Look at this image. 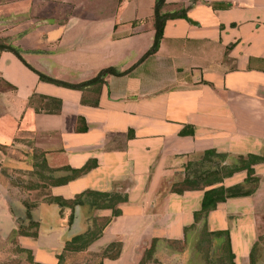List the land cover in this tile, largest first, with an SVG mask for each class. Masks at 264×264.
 I'll list each match as a JSON object with an SVG mask.
<instances>
[{
	"label": "crops",
	"instance_id": "0c3cea01",
	"mask_svg": "<svg viewBox=\"0 0 264 264\" xmlns=\"http://www.w3.org/2000/svg\"><path fill=\"white\" fill-rule=\"evenodd\" d=\"M154 1L0 0V39L39 72L80 82L106 66L125 70L68 87L0 49V145L34 147L52 177H65L22 189L0 174V259L11 233L32 264H139L147 249L143 264H201L204 223L222 232L212 243L226 234L233 264H264V161L251 164L250 193L225 197L203 219L193 211L207 186L175 190L186 171L205 166V150L220 164L264 158V0H164L160 12L184 7V15L165 18L156 49L142 56ZM23 157L14 167L32 165ZM86 190L122 198L53 200ZM84 232L93 236L83 247L64 248Z\"/></svg>",
	"mask_w": 264,
	"mask_h": 264
},
{
	"label": "trees",
	"instance_id": "16d2710c",
	"mask_svg": "<svg viewBox=\"0 0 264 264\" xmlns=\"http://www.w3.org/2000/svg\"><path fill=\"white\" fill-rule=\"evenodd\" d=\"M164 3V0H155L154 6H153V24H154V34H153V40L150 45V47L142 54V56L147 55L151 52H153L158 44L159 38L161 36V29L163 25V21L167 17H174V16H183L184 15V7H180L178 9H174L172 11H165L160 12L159 8ZM0 49H7L12 51L19 59H21L25 65H27L29 68L34 70L38 77L42 80L51 81L57 84L65 85L68 87H76L81 88L84 84L89 82H99L102 80L103 76L107 73H122L123 71H118L114 67L106 66L101 69H99L94 76H92L89 79L80 81V82H66L63 80L52 78L42 72H39L38 70L34 69L32 66L27 64L23 58L20 55L19 49L9 42L3 41L0 39ZM220 154L214 152L212 149L205 150L201 156L200 163L205 164L204 167H198V168H190L191 175H189V171H186L183 178L179 182V184H188V186L184 187H177L175 186V190H182L185 188H194V187H203L207 186L202 191V196L200 200V205L197 210L193 211V217L195 220H198L200 218H204L205 214L209 209H212L216 202L223 200L225 197L228 196H234V195H242V194H248L250 193L257 182L256 176L252 175L253 169L251 167V164L257 162V161H264V158L260 155H256L253 153H247L245 155H238L235 160L230 164H220L219 160H215L214 158L211 159L210 156H219ZM204 159L211 160L210 163H205ZM199 163V164H200ZM41 164L47 168V165L42 158ZM88 164H84L83 166L79 168L71 169L72 174H77L87 168ZM238 169H245L246 175L244 177V180L242 183H234L231 185L224 186L222 184H215L216 182L220 181L223 176L229 175L235 170ZM50 170V168L48 169ZM52 177V176H51ZM65 180V177H52L51 183H59ZM248 182H253L252 186H247L246 184ZM178 184V185H179ZM201 184V185H198ZM81 195L85 196V199L88 200L90 204H95L99 206L103 205H109L112 201H115L116 199L122 198L118 196L117 194H108L104 191H95V190H86L79 194H76L71 199H63L60 197L55 196L53 200L57 202L58 204H67V205H73L74 203H80ZM28 223H31V221H28ZM22 227H18L17 230ZM20 233H25L27 231L21 230L18 231ZM201 237L199 238V244L198 249H200V255L202 259L204 260V263H208L209 256L206 255V248H201V243L203 242L202 235L203 234H218L222 233L219 231H207L204 223L201 226ZM92 233L90 232H84L79 233L76 235L71 236L69 239L65 240L64 242V248L66 249H78L83 247L92 237ZM224 240V246L227 250V257H228V264H233L231 261L232 254L229 251L227 245L228 240L227 236H223ZM220 243V242H219ZM217 243V244H219ZM148 253V249L145 252V255H143V258L139 262V264H143L144 260L147 258L146 254ZM207 262V263H206ZM36 264V263H35Z\"/></svg>",
	"mask_w": 264,
	"mask_h": 264
},
{
	"label": "rangeland",
	"instance_id": "374dc122",
	"mask_svg": "<svg viewBox=\"0 0 264 264\" xmlns=\"http://www.w3.org/2000/svg\"><path fill=\"white\" fill-rule=\"evenodd\" d=\"M16 147V148H14ZM29 154L31 155L32 165L23 164L19 165L17 163L16 167L14 165L16 163L15 160L19 158L28 159ZM43 158L42 152L38 149L32 147L26 148L23 145H0V174L5 179V182L9 186H17L25 189L26 186H46L51 183V175L49 172V167L45 168L41 164V160ZM215 160H217L215 158ZM253 182H248L247 186H252ZM201 185V184H198ZM188 186V184H179L177 187ZM263 218H264V210H263ZM25 230V227L19 228L16 231ZM30 229H28L29 231ZM201 227L199 229V238L201 237ZM11 233L5 238V253L0 259V264H32L28 259L26 254H23L21 250L14 245L13 238L11 237ZM217 234H203L202 235V243L201 248H206V255L209 256L207 264H228L227 250L224 246L223 237L220 239V243L216 244V242L212 243L215 238H217ZM199 253L200 249H199ZM201 264H205L204 260L200 259Z\"/></svg>",
	"mask_w": 264,
	"mask_h": 264
}]
</instances>
